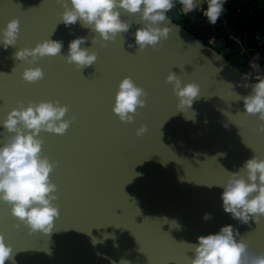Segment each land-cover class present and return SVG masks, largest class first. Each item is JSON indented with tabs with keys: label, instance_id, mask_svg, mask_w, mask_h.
Wrapping results in <instances>:
<instances>
[{
	"label": "water",
	"instance_id": "1",
	"mask_svg": "<svg viewBox=\"0 0 264 264\" xmlns=\"http://www.w3.org/2000/svg\"><path fill=\"white\" fill-rule=\"evenodd\" d=\"M250 4H224L215 25L200 10L180 14L177 5L169 14L168 38L138 51V16L122 14L129 31L93 44L95 34L79 22L58 23L63 9L55 0H0V29L14 18L20 25L15 47L0 45V120L17 101H58L68 109L64 119L72 121L63 135L39 136L42 155L55 162L50 180L57 187L59 216L52 231L30 235L0 203V235L12 247L5 264H187L193 253L186 244L226 225L250 250L264 253V218L248 224L232 219L221 206L223 189L213 185L253 156L264 159L259 121L245 116L242 102L229 95H248L250 89L237 85L254 57L264 75V47L238 27L252 16ZM76 38H86L81 47L97 54L81 71L64 59ZM47 39L62 42L61 54L32 65L42 69V80L22 82L28 65L15 60V52ZM170 72L200 88L185 112L176 111V97L165 83ZM125 77L147 93L131 124L111 111ZM142 125L147 131L137 137ZM6 135L0 128V146ZM205 214L211 219H203Z\"/></svg>",
	"mask_w": 264,
	"mask_h": 264
},
{
	"label": "clouds",
	"instance_id": "2",
	"mask_svg": "<svg viewBox=\"0 0 264 264\" xmlns=\"http://www.w3.org/2000/svg\"><path fill=\"white\" fill-rule=\"evenodd\" d=\"M55 3L63 9L58 23L68 27L79 22L81 27L95 34L93 44L97 38L104 43L113 42L118 35L129 31L131 24L121 19L122 14L138 16L141 26L133 37L137 50L143 51L168 38L171 31L167 26L171 23L169 14L177 5L180 14L186 16L200 10L206 22L215 25L226 0H55ZM19 29L18 19L9 20L0 29V45L5 49L15 47ZM84 43L86 38L73 39L64 56L65 62L74 65L78 71L97 60L95 52L81 47ZM62 47V42L47 39L31 49L16 51L14 59L28 65L20 74L21 81L36 83L42 80L44 72L32 65L39 59L61 54ZM257 60L258 57H254L250 61L251 71L242 76L244 83L237 85L250 89L248 95L241 97L232 90L229 95L242 102L245 116L256 117L259 121L256 132L264 135V75L259 74ZM165 83L171 85L176 97L177 112H185L200 94L197 84L184 83L171 72L166 76ZM228 86L232 89L231 84ZM146 96L143 88L125 77L116 86L111 111L119 122L131 124L137 109L145 106ZM67 112V107L60 106L58 101H29L27 106L17 101L16 107L0 120V128L8 134L3 137L0 146V203L30 235L49 234L59 216V209L53 203L57 200V187L50 180L55 162L42 155L43 140L39 136L41 133L63 135L72 122L64 119ZM146 131L147 127L142 125L135 135L140 137ZM226 174L227 179L222 184H213L223 189L220 199L224 213L242 224H248L249 220L259 223V219L264 218V159L253 156L237 172ZM203 219L211 217L205 214ZM186 245L193 253L187 264H264V253L250 250L231 225L222 227L216 234L198 237L196 244ZM11 253L12 247L0 235V264L10 260Z\"/></svg>",
	"mask_w": 264,
	"mask_h": 264
},
{
	"label": "crops",
	"instance_id": "3",
	"mask_svg": "<svg viewBox=\"0 0 264 264\" xmlns=\"http://www.w3.org/2000/svg\"><path fill=\"white\" fill-rule=\"evenodd\" d=\"M233 0H226V5H229ZM241 2H251L250 5H247L248 14L252 15L248 17L244 22H238L239 29H246L249 33V38H252L253 41L260 48L264 47V21L257 20L255 15L264 10V7L260 6L259 0H240ZM253 7V8H252ZM254 13V14H252ZM252 23V25H251Z\"/></svg>",
	"mask_w": 264,
	"mask_h": 264
},
{
	"label": "built area",
	"instance_id": "4",
	"mask_svg": "<svg viewBox=\"0 0 264 264\" xmlns=\"http://www.w3.org/2000/svg\"><path fill=\"white\" fill-rule=\"evenodd\" d=\"M236 11H238V9H236ZM201 12H202V11H201ZM255 18H256L257 20H264V10L258 12V13L255 15ZM260 49H261V51H263L262 48H260Z\"/></svg>",
	"mask_w": 264,
	"mask_h": 264
},
{
	"label": "trees",
	"instance_id": "5",
	"mask_svg": "<svg viewBox=\"0 0 264 264\" xmlns=\"http://www.w3.org/2000/svg\"><path fill=\"white\" fill-rule=\"evenodd\" d=\"M259 4H260V6L264 7V0H259ZM262 21H264V20H262ZM251 25H252V23H251Z\"/></svg>",
	"mask_w": 264,
	"mask_h": 264
},
{
	"label": "flooded vegetation",
	"instance_id": "6",
	"mask_svg": "<svg viewBox=\"0 0 264 264\" xmlns=\"http://www.w3.org/2000/svg\"><path fill=\"white\" fill-rule=\"evenodd\" d=\"M190 29V28H189Z\"/></svg>",
	"mask_w": 264,
	"mask_h": 264
}]
</instances>
